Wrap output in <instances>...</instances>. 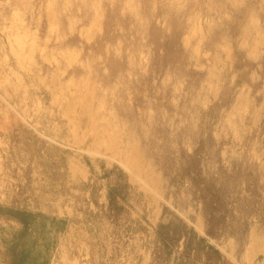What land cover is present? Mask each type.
<instances>
[{
  "label": "rangeland",
  "instance_id": "rangeland-1",
  "mask_svg": "<svg viewBox=\"0 0 264 264\" xmlns=\"http://www.w3.org/2000/svg\"><path fill=\"white\" fill-rule=\"evenodd\" d=\"M0 206L50 264H264V0H0Z\"/></svg>",
  "mask_w": 264,
  "mask_h": 264
},
{
  "label": "trees",
  "instance_id": "trees-1",
  "mask_svg": "<svg viewBox=\"0 0 264 264\" xmlns=\"http://www.w3.org/2000/svg\"><path fill=\"white\" fill-rule=\"evenodd\" d=\"M0 216H8L21 224L7 241L8 264H50L57 237L65 232L68 221L30 211L0 206Z\"/></svg>",
  "mask_w": 264,
  "mask_h": 264
},
{
  "label": "crops",
  "instance_id": "crops-1",
  "mask_svg": "<svg viewBox=\"0 0 264 264\" xmlns=\"http://www.w3.org/2000/svg\"><path fill=\"white\" fill-rule=\"evenodd\" d=\"M75 230H76L75 225H74L73 223L69 222V223H68V226H67V228H66V230H65V232L61 234V235L63 236V238H62V240L60 241V242H61L60 245H62V244L64 243V242H63V239L70 238V236L73 235V233H74ZM92 256H93V258H94V252H92ZM93 258H92V262H91V263H89L88 261L85 262V261L83 260V258H81V260H78V261H80L81 263L77 262V264H94Z\"/></svg>",
  "mask_w": 264,
  "mask_h": 264
},
{
  "label": "bare ground",
  "instance_id": "bare-ground-1",
  "mask_svg": "<svg viewBox=\"0 0 264 264\" xmlns=\"http://www.w3.org/2000/svg\"><path fill=\"white\" fill-rule=\"evenodd\" d=\"M85 100V99H84Z\"/></svg>",
  "mask_w": 264,
  "mask_h": 264
}]
</instances>
